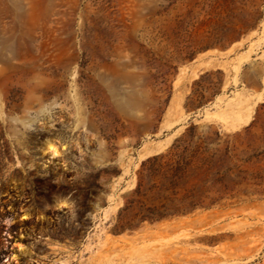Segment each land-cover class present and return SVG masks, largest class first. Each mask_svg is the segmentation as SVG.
<instances>
[{
  "label": "rangeland",
  "instance_id": "obj_1",
  "mask_svg": "<svg viewBox=\"0 0 264 264\" xmlns=\"http://www.w3.org/2000/svg\"><path fill=\"white\" fill-rule=\"evenodd\" d=\"M262 103L264 0H0V264H264V192L113 231L142 160Z\"/></svg>",
  "mask_w": 264,
  "mask_h": 264
},
{
  "label": "trees",
  "instance_id": "obj_2",
  "mask_svg": "<svg viewBox=\"0 0 264 264\" xmlns=\"http://www.w3.org/2000/svg\"><path fill=\"white\" fill-rule=\"evenodd\" d=\"M221 133L190 125L163 152L141 161L113 231L186 215L264 192V119Z\"/></svg>",
  "mask_w": 264,
  "mask_h": 264
}]
</instances>
